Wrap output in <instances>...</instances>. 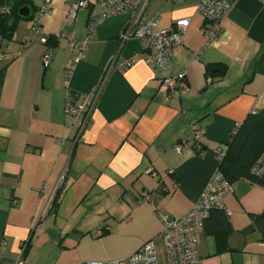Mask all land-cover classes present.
I'll list each match as a JSON object with an SVG mask.
<instances>
[{"label": "crops", "instance_id": "1", "mask_svg": "<svg viewBox=\"0 0 264 264\" xmlns=\"http://www.w3.org/2000/svg\"><path fill=\"white\" fill-rule=\"evenodd\" d=\"M7 1L26 6L30 17L0 37V51L11 56L0 62V264H13L28 239L23 264L123 259L150 239L163 258L159 214L190 209L230 135L251 111L264 109V0H238L207 46V21L193 2L151 0L161 26L189 19L169 65L185 73L179 95L161 90L164 74L148 60L152 50L134 38L120 41L127 12L101 18L98 1L90 0L68 21L72 0H52L42 33L34 34L43 0ZM93 21L92 40L73 67L68 36L82 39ZM42 34L54 38L48 67ZM113 57L132 64L110 68ZM103 78L91 120L75 140L67 89L76 101ZM192 129L202 131L199 145L187 141L178 153L175 144ZM231 189L223 198L226 227L211 229L224 223L214 213L197 235L199 264H264V239L251 219L264 214V184L240 178Z\"/></svg>", "mask_w": 264, "mask_h": 264}, {"label": "built area", "instance_id": "2", "mask_svg": "<svg viewBox=\"0 0 264 264\" xmlns=\"http://www.w3.org/2000/svg\"><path fill=\"white\" fill-rule=\"evenodd\" d=\"M90 0H72L66 14V19L71 21L75 18L79 8H84ZM101 9V18L127 12L128 18L119 36L121 42L134 38L139 41L141 49L152 50L148 60L155 69L164 74L161 79L160 88L166 93L179 95L186 86L185 73L183 71L172 73L169 71L171 62V51L175 46L182 43L184 33L189 26L188 18H179L172 23L171 27L160 25V12L150 11L151 0H97ZM174 5L185 2H193L195 11L206 21L204 27V37L207 46L210 41L216 39L221 31L222 21L235 6L238 0H166ZM52 10V0H43L37 8L31 23V31L34 34L42 33L43 20ZM2 12H7L8 8L3 6ZM97 21L90 22L82 39H74L68 36L70 45L74 49L72 66L83 59L92 35L95 31ZM62 34L58 32L55 38ZM47 34H42L41 42L45 49L41 56L43 67H48L51 63L52 52L46 44ZM11 56L0 51V62L9 59ZM131 59H117L113 57L108 67H115L123 70L130 67ZM107 67V68H108ZM71 68L66 71V84L71 75ZM91 91L81 94L76 101L73 100V93L67 89L65 101V112L72 116L76 130L75 140L81 138L83 131L91 120V114L99 98L104 82ZM254 112V111H252ZM202 131L192 129V131L182 137L174 146L178 153L183 151L185 142L191 141L196 146L199 145V138ZM222 157V156H221ZM220 157V159H221ZM249 174L258 179L264 180V150L251 166ZM231 183L224 174L217 168L209 178L207 184L200 193L197 201L185 213L179 216L159 214L161 222L160 236L164 248V260L158 259L157 248L153 240L145 241L137 250L123 259L110 261H89L86 264H199L200 256L197 249V235L203 231L204 220L214 208L224 210L228 215L229 211L225 207L223 198L231 192ZM144 200H150L148 194H144ZM36 227V226H35ZM103 228L95 230V236L103 234ZM26 241L21 243V253L13 264H23L22 256L26 248Z\"/></svg>", "mask_w": 264, "mask_h": 264}, {"label": "trees", "instance_id": "3", "mask_svg": "<svg viewBox=\"0 0 264 264\" xmlns=\"http://www.w3.org/2000/svg\"><path fill=\"white\" fill-rule=\"evenodd\" d=\"M8 8L7 12H2L1 7ZM22 5L18 2L10 3L7 0H0V37L9 38L15 28L16 22L21 18H29L30 15L21 16L19 9ZM54 38L51 35L47 36L46 44L51 46V41ZM264 150V109L259 111L250 112L245 119L236 127L235 132L230 135L227 149L225 154L221 157L218 169L224 174L227 180L231 183L240 178H247L251 181L264 184L263 179H258L249 174L251 166L254 164L258 156ZM55 204L52 201L51 208ZM224 210L214 208L210 211L209 216L204 220L203 230L207 229V221L212 214L219 213L224 221L217 225H212L211 229H219L226 227L227 220L223 216ZM225 213V212H224ZM226 214V213H225ZM251 219L255 225V228L261 234L264 239V214H252ZM102 228L105 229L103 226ZM104 232V230H103ZM29 239L26 240V248ZM24 251V252H25Z\"/></svg>", "mask_w": 264, "mask_h": 264}, {"label": "water", "instance_id": "4", "mask_svg": "<svg viewBox=\"0 0 264 264\" xmlns=\"http://www.w3.org/2000/svg\"><path fill=\"white\" fill-rule=\"evenodd\" d=\"M19 14L21 16H27L28 15V8L26 6H23L19 9Z\"/></svg>", "mask_w": 264, "mask_h": 264}, {"label": "rangeland", "instance_id": "5", "mask_svg": "<svg viewBox=\"0 0 264 264\" xmlns=\"http://www.w3.org/2000/svg\"><path fill=\"white\" fill-rule=\"evenodd\" d=\"M156 245V244H155ZM156 248H157V246H156ZM157 254H158V259L160 260V261H162V260H164V257L162 258V252H158V249H157ZM164 254V253H163Z\"/></svg>", "mask_w": 264, "mask_h": 264}]
</instances>
